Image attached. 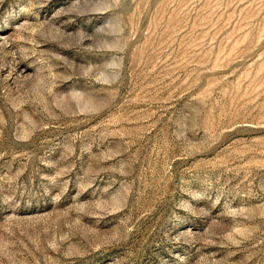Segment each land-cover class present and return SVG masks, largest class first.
Masks as SVG:
<instances>
[{"label": "rangeland", "instance_id": "1", "mask_svg": "<svg viewBox=\"0 0 264 264\" xmlns=\"http://www.w3.org/2000/svg\"><path fill=\"white\" fill-rule=\"evenodd\" d=\"M0 264H264V0H0Z\"/></svg>", "mask_w": 264, "mask_h": 264}]
</instances>
